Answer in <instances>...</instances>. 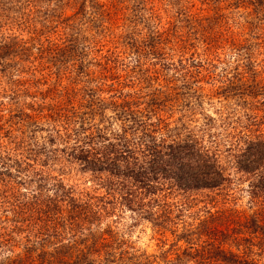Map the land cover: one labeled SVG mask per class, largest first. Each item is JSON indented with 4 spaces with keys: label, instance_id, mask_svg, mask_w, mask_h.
Returning a JSON list of instances; mask_svg holds the SVG:
<instances>
[{
    "label": "rangeland",
    "instance_id": "1",
    "mask_svg": "<svg viewBox=\"0 0 264 264\" xmlns=\"http://www.w3.org/2000/svg\"><path fill=\"white\" fill-rule=\"evenodd\" d=\"M99 1L111 14L102 26L99 21L92 24L79 16L62 24L53 18L40 32L25 29L21 34L32 54L24 62L7 61L9 67L0 72V145L8 147L7 135L21 134L37 143L45 141L51 133L42 118L46 113L40 99L44 97L47 104L57 100L77 107L81 100L78 94L74 96L75 91L81 94V89L91 87L106 91L104 85L113 82L112 87L120 83L123 91L133 93L134 101L139 103L151 97L158 99V116L181 136L193 135L213 153L228 184L224 190L204 191L184 201L187 207L167 231H157L143 220L134 221L128 212L103 218L98 231L107 229L116 241H121L116 250L121 252V258L116 264H224L214 259L203 263L198 256L203 250L216 247L247 264H264V237L248 235L242 226L252 216L263 222L264 212L250 203L247 184L232 164V154L245 137L256 130L264 134V0H257L259 5L256 0ZM39 6L43 8L44 4ZM50 7L56 15L70 16L73 12L70 3ZM0 22V33L13 27ZM65 25L71 28L65 29ZM33 26L39 29L38 25ZM151 27L160 32V43L155 45L158 58L147 53L135 56L127 38L143 40L145 28ZM76 30L83 37L82 45L88 48L82 57L87 76H75L70 61L63 68L53 67L37 51L48 47L44 36L59 43ZM106 50L118 55L117 65H105ZM190 56L201 66L195 69L198 75L193 72L192 78L186 80L189 89H181V79L164 69L163 64L179 59L186 62ZM32 97L33 109L38 105L40 112H35L33 118H17L18 110L30 114L26 105L32 103ZM47 164L49 173L75 194L89 191L87 174L78 172L75 165ZM17 187L31 190L33 185ZM10 218L9 213L0 212L1 221ZM201 221L203 225H199ZM209 229L226 234L220 245L216 244L222 238L218 233L212 236H216L214 242L205 236ZM180 233L187 235L186 242L176 239ZM243 237L247 241L240 240ZM25 245L24 234L15 235L14 243L0 250V262L5 257L22 256ZM48 246L42 250L48 251Z\"/></svg>",
    "mask_w": 264,
    "mask_h": 264
},
{
    "label": "trees",
    "instance_id": "2",
    "mask_svg": "<svg viewBox=\"0 0 264 264\" xmlns=\"http://www.w3.org/2000/svg\"><path fill=\"white\" fill-rule=\"evenodd\" d=\"M69 3L73 5L70 16L56 15L50 7ZM255 4L260 3L256 0ZM110 15L99 0H0V21L6 24L2 26L15 28L0 33V72L9 67L7 61L24 62L31 57L28 42L21 35L25 29L36 33L53 18L62 24L77 16L92 24L99 21L102 26ZM66 28L71 26L65 25ZM145 29L143 40L128 37L127 44L135 56L147 53L158 58L155 45L160 43V32L154 27ZM192 31L196 29L192 27ZM43 38L48 47L37 51L50 65L60 69L70 61L75 76H87L82 57L88 48L82 45L79 31L59 43L50 42L47 36ZM106 53L105 65L119 63L113 51ZM199 65L190 56L186 62L166 61L163 68L181 79V89H189L186 80L192 78L193 72L198 75L195 69ZM104 86L106 91L97 87L81 89L82 95L75 91L74 96L78 94L81 100L77 107L67 101L47 104L45 97L41 98L46 113L42 118L51 133L45 141H29L21 134L5 136L8 147L0 145V212L9 213L11 218L0 220V250L11 246L19 233L24 234L27 245L22 248V256L5 257L0 264H116L121 258V252H116L121 241H116L107 229L98 231L103 218L128 212L134 221L143 220L157 231H167L187 207L184 201L204 191L226 189L228 178L213 153L193 135L181 136L158 116L156 110L161 101L151 97L139 103L134 101L133 93L123 91L120 83L115 88L113 82ZM32 98V103L26 105L30 114L18 110L17 118H33L35 112H40L38 105L33 109L35 97ZM254 132L237 146L232 164L247 184L250 203L264 212V134ZM60 160L87 174L89 191L75 194L49 173L47 162L61 163ZM30 185L31 190L17 187ZM242 226L246 234L264 237V221L252 216ZM214 233L222 237L216 243L220 245L226 234L209 229L205 236L214 242ZM186 237L180 233L176 239L186 242ZM240 240L247 241L244 237ZM45 246L48 251L42 250ZM217 248L205 249L198 256L203 263L214 259L224 264H247ZM35 250L38 253H33Z\"/></svg>",
    "mask_w": 264,
    "mask_h": 264
}]
</instances>
